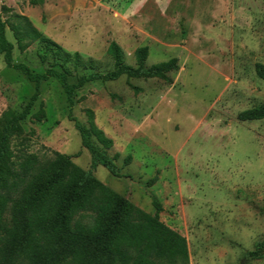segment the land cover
I'll use <instances>...</instances> for the list:
<instances>
[{
  "label": "rangeland",
  "instance_id": "rangeland-1",
  "mask_svg": "<svg viewBox=\"0 0 264 264\" xmlns=\"http://www.w3.org/2000/svg\"><path fill=\"white\" fill-rule=\"evenodd\" d=\"M3 5L26 15L64 51L97 62L96 71L113 69L111 41L134 67L135 50L143 46L147 67L172 58L179 66L172 83L122 76L77 91L73 116L87 126L92 117L113 139L108 154L122 177L93 166L56 79L42 83L32 109L42 102L47 118L28 117L21 136L12 138L16 154L34 153L42 162L55 151L68 154L143 210L154 214L157 200L161 220L186 237L190 264H264V257H247L264 242V119L238 118L264 104V80L255 69L264 64V0H0V13ZM7 36L16 44L9 29ZM14 61L36 72L54 66L39 43L24 53L16 46ZM66 67L71 83L90 72ZM34 91L0 55V116L19 113ZM128 155L132 162L124 165Z\"/></svg>",
  "mask_w": 264,
  "mask_h": 264
},
{
  "label": "trees",
  "instance_id": "trees-1",
  "mask_svg": "<svg viewBox=\"0 0 264 264\" xmlns=\"http://www.w3.org/2000/svg\"><path fill=\"white\" fill-rule=\"evenodd\" d=\"M8 29L16 44L9 40ZM35 43L54 58V66L43 72L14 61L16 46L24 53ZM107 53L113 59V69L105 73L96 71L97 62L85 60L79 52L64 51L26 15L7 5L1 7L0 55L7 67L23 73L35 84V91L19 113L10 109L0 116V264H190L186 237L161 220L163 206L157 200L153 201L155 213H149L101 182L91 170L77 165L71 155L55 151L52 159L42 162L34 153H22L19 149L21 154H16L12 146V138L21 136V123L28 117L35 122L47 118L42 102L36 112L32 113V109L40 99L42 83L56 79L70 106L69 119L91 153L93 166L102 164L114 176L122 177L116 158L108 154L113 139L92 117L87 126L73 116L77 91L88 83L117 81L122 76L172 83L170 73L178 71L179 66L178 59L172 58L147 67L148 46L135 50L136 67L125 62L116 41L110 42ZM47 57V53L41 54V62H47ZM68 63L90 72L71 83ZM255 69L264 80V64L257 63ZM238 118L264 119V104L242 111ZM30 135L34 136L35 130ZM132 159L128 155L124 165L131 164ZM157 180V176L149 180V186ZM247 257L263 258L264 242L258 243Z\"/></svg>",
  "mask_w": 264,
  "mask_h": 264
}]
</instances>
